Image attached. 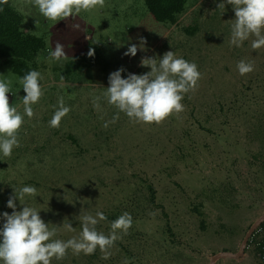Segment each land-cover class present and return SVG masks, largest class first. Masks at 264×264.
<instances>
[{
  "label": "rangeland",
  "instance_id": "rangeland-1",
  "mask_svg": "<svg viewBox=\"0 0 264 264\" xmlns=\"http://www.w3.org/2000/svg\"><path fill=\"white\" fill-rule=\"evenodd\" d=\"M220 2L188 0L186 12L171 26L153 20L143 0H105L103 8L58 22L40 14L33 0H10L22 15L20 28L41 37L45 50L35 56L43 95L32 105V118L24 114L21 78L0 63V80L10 86L9 102L24 117L19 147L11 157L0 153V228L3 213L13 211L7 206L13 188L33 186L37 196H25L22 203L40 211L49 228L56 229L53 239L79 238L80 215L127 212L142 220L120 234L121 242L128 243L133 232L145 235L146 242H131L142 264H209L214 254L239 249L248 227L264 215L262 176L256 173L262 159L251 158V153L264 154V47L253 50L254 37L241 47L230 44L235 12L228 4L218 9ZM140 37L147 41L144 50ZM57 42L66 54L59 61L50 55ZM131 44L138 46L137 54L125 56ZM170 50L194 62L201 73L196 90L184 95V110L159 125L132 123L124 113L113 123L118 110L103 95L109 75L120 68L123 78L146 74L151 69L141 66L142 58L159 61ZM241 60L253 63L254 71L240 75ZM70 62L75 64L67 73ZM97 96L99 110L93 106ZM61 97L70 111L53 128L49 121ZM219 183L227 189L225 203L205 200L204 194ZM201 201L205 230L189 210ZM16 205L22 210L19 199ZM69 223L74 231L65 230ZM166 224L174 233L172 241L162 233ZM110 225L101 221L97 231L108 235ZM109 251L114 255L115 245ZM252 251L246 246L239 259L215 264H264ZM103 255L99 250V260ZM84 256L71 249L66 255L70 264L72 259L83 264Z\"/></svg>",
  "mask_w": 264,
  "mask_h": 264
},
{
  "label": "clouds",
  "instance_id": "clouds-1",
  "mask_svg": "<svg viewBox=\"0 0 264 264\" xmlns=\"http://www.w3.org/2000/svg\"><path fill=\"white\" fill-rule=\"evenodd\" d=\"M8 0H0V4H7ZM49 21H61L78 15L81 11L103 8L105 0H33ZM225 4L231 5L235 12V19L231 23L230 44L241 47L243 42L252 39L251 47L258 50L264 47V0H222L218 9H225ZM2 10V9H0ZM38 22L36 21V24ZM79 28V25H75ZM140 49L144 50L146 39L140 37ZM138 46L131 44L124 53L125 56H136ZM57 61L66 57L64 47L59 42L50 53ZM87 55L94 56V49H89ZM142 67H150L146 74L129 73L127 78L122 77L125 70L120 68L109 75V87L104 92V98L109 105L118 111L113 117L114 123L119 119V113H124L132 123L161 124L169 116L179 114L184 110L182 100L184 95L195 91L201 73L194 62L177 57L173 51H167L162 58H142ZM240 75L254 71V64L239 61L237 64ZM43 79L40 72L30 70L21 78L24 114L32 118V105L39 102L43 95L40 81ZM10 86L8 82L0 80V153L4 157H11L14 147H19L18 133L24 123V117L16 107L9 102ZM100 97H94L93 106L100 109ZM59 107L49 121L50 127L58 128L62 118L70 111L65 106L63 97L58 100ZM108 126L107 123L104 125ZM14 195L7 201L12 213H3V226L0 228V261L3 264H52V260H62L69 249L73 254H94L99 248L104 254L103 259L111 256L109 251L114 243L122 239L121 233L126 235L132 226V216L125 212L111 222V231L108 235L97 231V225L106 221V215L97 211L95 216L80 215L82 231L79 238L73 237L67 241L53 239L56 229L49 228V223L39 215L40 211L22 203L25 196H37V189L33 186H23L14 189ZM19 199L22 210H16V200ZM67 231H74V227L64 224Z\"/></svg>",
  "mask_w": 264,
  "mask_h": 264
},
{
  "label": "trees",
  "instance_id": "trees-1",
  "mask_svg": "<svg viewBox=\"0 0 264 264\" xmlns=\"http://www.w3.org/2000/svg\"><path fill=\"white\" fill-rule=\"evenodd\" d=\"M187 1L188 0H143L145 8L153 20L171 26L177 24L179 18L186 12L188 8ZM0 9H2L0 10V63L9 64L12 72L19 78H22L30 70L38 71L41 67L35 62V56L45 50L44 40L41 37L24 32L20 28L22 15L13 8L10 0H8L7 4H0ZM184 30L190 33L188 29ZM74 64L75 62H70L65 65L67 73L69 72L70 66H74ZM261 126V132L264 133V121H262ZM68 137L76 146H79L75 137L71 135H68ZM260 143H264V139L260 140ZM259 157L262 159V164L257 167L256 173L262 176V182H259L258 186L262 193H264V154L259 152L251 153L252 159L257 160ZM147 189L149 193L152 194L151 187L148 186ZM226 190L224 183L212 185L209 190L210 192L204 194V198L212 203L218 202L224 204L226 200L224 195ZM148 202L150 204L153 203L152 195L148 198ZM189 210L197 218L200 229L205 230L206 215L203 211L202 201L191 205ZM105 215L107 217L106 221H109L111 224V222L116 220L121 214L119 212ZM140 220H142L141 217L132 216V226L129 231L133 229L134 222ZM262 231H264V223L255 230L247 242V246L253 247V255H259V253L264 251V235H261V233L264 232ZM162 233L172 241L174 233L168 224L165 225ZM144 236V234L138 235V232H133L132 236L129 235L130 238H127L129 242L125 245H123L121 239L117 240L114 243V255L110 256L108 259L99 260L98 253L100 249L97 248L94 254L84 256L85 262H83V264H142L139 252L135 247H132L131 242L134 241V238L140 242H146L147 239H145ZM71 263L78 264L75 259H72ZM52 264H70V261L65 256L64 259L57 260Z\"/></svg>",
  "mask_w": 264,
  "mask_h": 264
},
{
  "label": "water",
  "instance_id": "water-1",
  "mask_svg": "<svg viewBox=\"0 0 264 264\" xmlns=\"http://www.w3.org/2000/svg\"><path fill=\"white\" fill-rule=\"evenodd\" d=\"M264 223V215L260 216L257 218L247 229L245 232L243 239L241 241L240 247L236 252H230V251H221L216 254H214L210 258L209 264H215L216 261L219 259H239L243 254L244 250L247 246V242L249 238L253 235L255 230L262 224Z\"/></svg>",
  "mask_w": 264,
  "mask_h": 264
},
{
  "label": "built area",
  "instance_id": "built-area-1",
  "mask_svg": "<svg viewBox=\"0 0 264 264\" xmlns=\"http://www.w3.org/2000/svg\"><path fill=\"white\" fill-rule=\"evenodd\" d=\"M259 258L262 262H264V251H262L261 253H259Z\"/></svg>",
  "mask_w": 264,
  "mask_h": 264
}]
</instances>
